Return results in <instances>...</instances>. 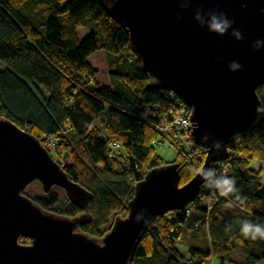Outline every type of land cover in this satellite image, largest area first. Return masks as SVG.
Instances as JSON below:
<instances>
[{"label": "trees", "instance_id": "obj_1", "mask_svg": "<svg viewBox=\"0 0 264 264\" xmlns=\"http://www.w3.org/2000/svg\"><path fill=\"white\" fill-rule=\"evenodd\" d=\"M89 25L93 30L79 40L78 30ZM98 52L105 58L107 85L96 80L92 66ZM150 81L123 28L99 0H0V116L39 139L69 179L93 194L92 221L82 227L91 237L104 236L115 217H125L136 183L166 165L151 142L174 103L168 93L148 88ZM257 94L261 107L251 127L230 138L229 157L218 165L235 179L244 202L225 207L234 196L221 197L211 188L222 178L210 171L193 203L157 218L147 229L132 264L264 262V240L240 235L243 221L264 223V182L261 170L252 168L255 161L264 163V86ZM113 143L121 144L117 156L108 150ZM205 154L198 143L188 159L178 154L180 185L200 171ZM32 200L59 215L81 212L65 194ZM183 241L187 254L178 247ZM19 243L30 241L20 238Z\"/></svg>", "mask_w": 264, "mask_h": 264}, {"label": "water", "instance_id": "obj_2", "mask_svg": "<svg viewBox=\"0 0 264 264\" xmlns=\"http://www.w3.org/2000/svg\"><path fill=\"white\" fill-rule=\"evenodd\" d=\"M99 3L123 28L148 88L172 93L190 110L192 138L206 151L203 166L184 185L178 163L148 171L133 188L127 215L115 217L104 236L91 237L82 227L92 221L93 194L69 179L39 139L0 116V264H132L147 229L195 201L210 166L228 159L230 138L245 133L261 107L264 0ZM213 18L227 23L223 33L212 29ZM34 182L44 194L61 189L81 212L43 210L24 195Z\"/></svg>", "mask_w": 264, "mask_h": 264}, {"label": "built area", "instance_id": "obj_3", "mask_svg": "<svg viewBox=\"0 0 264 264\" xmlns=\"http://www.w3.org/2000/svg\"><path fill=\"white\" fill-rule=\"evenodd\" d=\"M132 55L134 54L132 53ZM133 59L134 56L131 57L129 61L131 62ZM168 95L169 99H171L174 103V107L169 111L167 117L162 119L158 129V137L151 142V145L158 147L167 143L171 145L182 158L188 159L195 146V142L192 138L193 126L190 122V110L185 105H183L175 95L172 93H168ZM48 143L51 145V147H53L56 145L57 141L49 138ZM120 149V143H113L108 146L109 152H111V154L114 156L118 155ZM214 165H217L218 167L217 173L224 175L226 174L227 169L225 167L219 168V164ZM189 166L195 169V167L190 163ZM212 166H210L208 169V173L212 171ZM219 174H217V176L222 178ZM211 209L212 199L208 201L207 212L209 213ZM191 211L192 209L187 210V214H190ZM207 264H214L213 260L211 259Z\"/></svg>", "mask_w": 264, "mask_h": 264}, {"label": "rangeland", "instance_id": "obj_4", "mask_svg": "<svg viewBox=\"0 0 264 264\" xmlns=\"http://www.w3.org/2000/svg\"><path fill=\"white\" fill-rule=\"evenodd\" d=\"M92 30H93L92 25H89L88 27H86L84 29H80L78 31L79 40H83L86 36L89 35V33ZM91 62H92L93 68L97 69V71H98V75H97L96 80L102 85H107L108 79H107V74H106V68H105L106 64H105V58H104L103 52L96 53L93 56ZM94 125L98 126L99 124L96 122ZM156 156L164 164H172L177 160L178 153L171 145L166 143V144H163V145L156 147ZM61 163L63 165L69 164V162L67 160H61ZM259 164H261V163L256 162V161L253 162L252 168L253 169H259ZM50 193H57L58 195L65 194L61 189H59L57 187L52 188ZM24 195H26L27 197H29L31 199H35V198H43L47 194H44V192L42 190V186L38 182H34V183L30 184L28 187H26V189L24 190ZM178 247L181 249L183 254H187V249L185 246H183L182 244H178ZM202 248H204V247L202 246ZM204 249H202V250H204ZM231 257H232V255H231ZM232 258H237V256H234ZM134 264H137V263H134ZM215 264H217V261ZM262 264H264V262H262Z\"/></svg>", "mask_w": 264, "mask_h": 264}, {"label": "clouds", "instance_id": "obj_5", "mask_svg": "<svg viewBox=\"0 0 264 264\" xmlns=\"http://www.w3.org/2000/svg\"><path fill=\"white\" fill-rule=\"evenodd\" d=\"M227 23H216L215 18H213L212 29L216 32L223 33L227 28ZM233 68L238 67L237 65H232ZM207 139V138H205ZM213 147L218 151L221 147L220 142H214ZM214 173H217L216 169L211 168ZM203 171V169H202ZM219 174V173H217ZM222 179L215 181L213 183V188L215 191L219 192V194L223 197H232L234 199H229L225 204V207H234L237 202L243 203V198L238 195V189L235 187L236 181L234 178L228 177L224 174H219ZM231 230V225L226 228V231ZM240 235H242L245 239H249L252 241L255 240H264V223L262 222H251V221H243L240 226Z\"/></svg>", "mask_w": 264, "mask_h": 264}, {"label": "crops", "instance_id": "obj_6", "mask_svg": "<svg viewBox=\"0 0 264 264\" xmlns=\"http://www.w3.org/2000/svg\"><path fill=\"white\" fill-rule=\"evenodd\" d=\"M79 31V30H78ZM256 170H261V173H262V179H263V182H264V163H261L259 164V169H256ZM182 245L184 244L185 245V241L183 242H180Z\"/></svg>", "mask_w": 264, "mask_h": 264}, {"label": "bare ground", "instance_id": "obj_7", "mask_svg": "<svg viewBox=\"0 0 264 264\" xmlns=\"http://www.w3.org/2000/svg\"><path fill=\"white\" fill-rule=\"evenodd\" d=\"M252 155V154H251ZM215 168V167H214ZM211 259V258H210ZM205 260V259H204Z\"/></svg>", "mask_w": 264, "mask_h": 264}]
</instances>
